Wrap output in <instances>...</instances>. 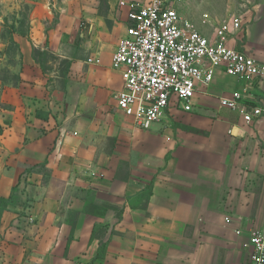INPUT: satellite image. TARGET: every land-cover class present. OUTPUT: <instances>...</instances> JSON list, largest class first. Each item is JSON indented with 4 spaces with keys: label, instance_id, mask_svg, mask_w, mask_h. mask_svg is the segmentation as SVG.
<instances>
[{
    "label": "crops",
    "instance_id": "crops-1",
    "mask_svg": "<svg viewBox=\"0 0 264 264\" xmlns=\"http://www.w3.org/2000/svg\"><path fill=\"white\" fill-rule=\"evenodd\" d=\"M32 2L29 30L14 36L20 80L0 81V198L13 197L0 203V264H246L250 230L264 228V117L247 124L219 98L264 105V85L216 67L192 110L137 128L116 107L111 67L126 9ZM262 10L251 22L239 13L228 43L264 62ZM106 20L119 29L107 44ZM33 49L67 60L66 74Z\"/></svg>",
    "mask_w": 264,
    "mask_h": 264
},
{
    "label": "built area",
    "instance_id": "built-area-1",
    "mask_svg": "<svg viewBox=\"0 0 264 264\" xmlns=\"http://www.w3.org/2000/svg\"><path fill=\"white\" fill-rule=\"evenodd\" d=\"M180 1L118 0L126 9V26L111 55V67L122 79L114 98L117 109L140 129L150 128L170 107L192 110L197 88L210 84L216 67L264 85V62L228 43L242 30L243 16L224 19L207 33L182 14ZM209 20L208 13L201 15L202 25ZM241 98L235 91L220 97L219 103L238 109L247 124L264 117V105L247 107ZM230 221L225 217L226 223ZM244 246L251 247L246 264H264V228L251 229Z\"/></svg>",
    "mask_w": 264,
    "mask_h": 264
},
{
    "label": "rangeland",
    "instance_id": "rangeland-1",
    "mask_svg": "<svg viewBox=\"0 0 264 264\" xmlns=\"http://www.w3.org/2000/svg\"><path fill=\"white\" fill-rule=\"evenodd\" d=\"M33 5L32 0H0V78L4 77L7 83H10L13 74L16 73L19 62L18 51L10 39H14L15 35H24L29 30V18ZM180 7L181 11L191 17L197 26L211 33L212 26L239 13H245L250 22L254 21L258 16L257 8L263 7L264 12V0H181ZM203 13H208L210 20L202 25L200 19ZM106 21L107 28L98 31L99 36L104 37L105 44L108 40L112 43L119 31L117 25ZM35 52L45 70L54 68L58 71V75H63L66 67L68 69L67 60L59 59L50 52L38 49Z\"/></svg>",
    "mask_w": 264,
    "mask_h": 264
},
{
    "label": "trees",
    "instance_id": "trees-1",
    "mask_svg": "<svg viewBox=\"0 0 264 264\" xmlns=\"http://www.w3.org/2000/svg\"><path fill=\"white\" fill-rule=\"evenodd\" d=\"M27 33V32H26ZM25 33V34H26ZM24 34V35H25ZM10 41H11V43H13V44H15V48L17 49V51H18V57H20L21 56V53H20V51H19V47H18V44L15 42V40L13 39V38H11L10 39ZM37 49H33V57L35 58V60H37V62H39L40 63V60L37 58V56H36V51ZM39 50V49H38ZM43 51H45V50H43ZM45 52H47V51H45ZM40 64H42V63H40ZM66 72H67V67H66V69L63 71V75H65L66 74ZM19 80H20V78H19V75H18V73L16 72V73H14L13 74V76H12V78H11V81H10V83L9 84H13V85H16L18 82H19ZM0 81H1V83H7L6 81H5V79H4V77L3 78H0ZM2 130H3V126L0 124V133L2 132ZM13 201V197H12V195L11 196H9L8 198H0V203L1 204H6V203H8V202H12ZM101 249H100V251H102L103 249H104V247H105V243L103 242V243H101Z\"/></svg>",
    "mask_w": 264,
    "mask_h": 264
}]
</instances>
